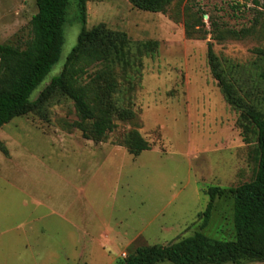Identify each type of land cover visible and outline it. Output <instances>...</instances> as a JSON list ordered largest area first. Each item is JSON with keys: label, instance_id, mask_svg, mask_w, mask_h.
<instances>
[{"label": "rangeland", "instance_id": "obj_1", "mask_svg": "<svg viewBox=\"0 0 264 264\" xmlns=\"http://www.w3.org/2000/svg\"><path fill=\"white\" fill-rule=\"evenodd\" d=\"M257 2L171 0L153 13L129 0H86L87 30L102 25L125 36L109 70L95 63L80 80L114 127L96 137L55 91L0 129V264H124L137 248L196 232L235 239L231 196L215 201L204 228L202 212L208 188L253 179L256 138L226 102L207 47L232 72L241 101L264 113V0ZM35 13L34 0H0V44L24 47ZM79 31L71 6L60 59L32 102L62 70ZM133 133L149 147L137 156L128 152ZM107 230L125 241L102 244Z\"/></svg>", "mask_w": 264, "mask_h": 264}, {"label": "trees", "instance_id": "obj_2", "mask_svg": "<svg viewBox=\"0 0 264 264\" xmlns=\"http://www.w3.org/2000/svg\"><path fill=\"white\" fill-rule=\"evenodd\" d=\"M36 13L32 16L30 38L24 47L0 44V129L14 117L24 115L37 106L46 93L58 91L71 99L83 121L91 122V131L103 137L113 130L110 111L102 107L100 99L91 97L87 86L80 80L86 68L95 63H105L103 73L109 70L114 57L126 46L125 36L113 33L99 25L91 30L85 28L86 0H34ZM137 9L162 12L171 0H129ZM257 4V0H252ZM75 10V20L80 26L76 45L66 58L62 70L40 92L37 100L31 101L33 91L42 83L58 63L64 43V28L69 8ZM192 29L185 25V34L192 37ZM211 72L218 82L226 102L238 110L252 126L256 138V170L250 182L235 188L210 187L202 225L207 226L216 200L231 196L233 199V223L235 239L218 241L200 232L167 246L141 247L128 256L124 264H240L264 262V113L245 104L234 89L228 72L218 63L207 47ZM149 149L137 133L131 135L128 152L139 155ZM0 152L7 154L0 142Z\"/></svg>", "mask_w": 264, "mask_h": 264}, {"label": "crops", "instance_id": "obj_3", "mask_svg": "<svg viewBox=\"0 0 264 264\" xmlns=\"http://www.w3.org/2000/svg\"><path fill=\"white\" fill-rule=\"evenodd\" d=\"M87 237H88V235L83 239V242L85 244H87L88 241L90 240V239H87ZM91 239L93 240V238H91ZM100 241H103L102 244L107 245V247H108L109 245H117V243H115V242H122V241H125V240L120 239V237L117 234H115L113 231L107 230V231H103V233H101Z\"/></svg>", "mask_w": 264, "mask_h": 264}]
</instances>
